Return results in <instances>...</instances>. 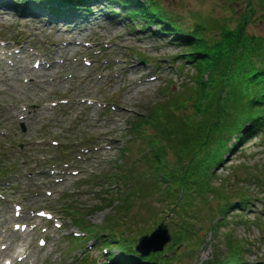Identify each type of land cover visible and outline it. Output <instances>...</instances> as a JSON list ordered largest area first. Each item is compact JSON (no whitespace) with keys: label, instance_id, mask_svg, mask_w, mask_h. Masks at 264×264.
I'll use <instances>...</instances> for the list:
<instances>
[{"label":"rangeland","instance_id":"374dc122","mask_svg":"<svg viewBox=\"0 0 264 264\" xmlns=\"http://www.w3.org/2000/svg\"><path fill=\"white\" fill-rule=\"evenodd\" d=\"M157 1L185 25L201 22L212 29L236 17L246 3ZM94 10L91 17H81L86 20L82 26L66 28L0 6V170L9 172L0 175V233L5 237L0 248L14 241L10 254L0 257L2 264L9 259L11 264H107L104 251L115 248L93 243L84 249L91 240L76 242L74 236L82 230L73 217L94 224L117 218L124 235L133 236L153 230L164 215L158 212L157 195L148 192L152 187L142 202L117 208L128 190L124 182L112 179L129 169L116 165L136 113L164 101V91L182 90L195 69L181 64L182 50L156 35V25L139 30L123 12L111 17L99 4ZM250 29L264 33V19L256 16ZM225 161L214 183L229 178L227 186L244 188L250 195L249 206L219 223L220 215L210 206L197 205L206 226L195 241L201 237L203 243L189 252L186 244L178 246L179 255L169 264H217L227 256L229 239L243 242L246 264L264 263V221H259L264 184L237 178L244 166L264 173V138L254 136L238 145ZM131 165L128 176L146 174L143 158ZM208 223H215L214 228ZM78 254L87 259L80 262Z\"/></svg>","mask_w":264,"mask_h":264},{"label":"trees","instance_id":"16d2710c","mask_svg":"<svg viewBox=\"0 0 264 264\" xmlns=\"http://www.w3.org/2000/svg\"><path fill=\"white\" fill-rule=\"evenodd\" d=\"M13 1L14 6H36L54 16L71 11L79 14L95 4H101L110 14L123 12L140 28L156 25L155 34L167 37L182 50L181 64L195 69L182 84V90L170 89L164 93V101L153 102L146 112L136 113L130 137L121 149L122 159L116 165L129 169L116 173L112 179L124 182L128 190L120 197L117 208L142 202L148 192L157 195L158 212L164 214L157 222L169 216L166 222L172 229L170 242L162 251L142 255L134 248L133 236L149 229L131 236L129 232L124 235L126 229L120 228L123 224L117 218L107 217L99 224L75 219L88 236L115 248L106 253L110 264H169L174 254L179 255L174 250L178 246L186 244L189 252L203 243L201 237L195 241L206 226L197 205L210 206L220 215L219 223L233 207L248 206L250 195L244 188L227 186L229 178L218 184L213 180L219 178L217 170L238 145L254 136L264 138V33L250 29L256 16L260 21L264 19V0H245L238 15L226 19L219 29L201 22L185 25L183 19L168 13L157 0ZM142 158L147 165L146 174L128 176L134 166L131 162ZM244 168L237 176L241 182L258 187L264 184V173ZM214 224L208 223V228L213 229ZM243 248V242L229 239L227 256L218 258L217 263L246 264ZM167 252L171 256H165ZM173 260L177 261V257Z\"/></svg>","mask_w":264,"mask_h":264},{"label":"water","instance_id":"95a60500","mask_svg":"<svg viewBox=\"0 0 264 264\" xmlns=\"http://www.w3.org/2000/svg\"><path fill=\"white\" fill-rule=\"evenodd\" d=\"M167 225L161 222L150 234L139 237L136 247L144 252L160 250L170 240ZM256 264H262L257 262Z\"/></svg>","mask_w":264,"mask_h":264},{"label":"bare ground","instance_id":"6f19581e","mask_svg":"<svg viewBox=\"0 0 264 264\" xmlns=\"http://www.w3.org/2000/svg\"><path fill=\"white\" fill-rule=\"evenodd\" d=\"M0 6H1V8L2 9H4L5 8V10H6V8H7V6L4 4V0H0ZM8 10V9H7ZM6 10V11H7ZM62 22H64V21H62ZM50 23H53L54 24V20L53 19H51L50 20ZM56 25H58L59 23H55ZM64 25L66 26V28L69 26V24L68 23H64ZM53 28H55V29H57V30H59V27H53ZM5 217H6V220L7 221H10L11 219H12V217H11V215H9V214H7V215H5ZM14 218V217H13ZM33 218V217H32ZM14 220H15V218H14ZM35 220H32V222H34ZM2 239H5V237H4V235L3 234H1L0 233V240H2ZM12 242H14L13 240H11V241H9V243H7V241H6V244L2 247L1 246V248H0V257L1 256H3V255H7V254H10V251H11V248H12ZM19 256H16V258H15V260H19V259H21V257L19 258ZM23 259V258H22ZM21 259V260H22ZM0 264H2V262H0Z\"/></svg>","mask_w":264,"mask_h":264}]
</instances>
